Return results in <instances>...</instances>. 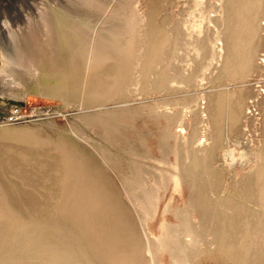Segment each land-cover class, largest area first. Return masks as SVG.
<instances>
[{
	"label": "rangeland",
	"instance_id": "374dc122",
	"mask_svg": "<svg viewBox=\"0 0 264 264\" xmlns=\"http://www.w3.org/2000/svg\"><path fill=\"white\" fill-rule=\"evenodd\" d=\"M217 210H264V0H0V264H196Z\"/></svg>",
	"mask_w": 264,
	"mask_h": 264
},
{
	"label": "crops",
	"instance_id": "0c3cea01",
	"mask_svg": "<svg viewBox=\"0 0 264 264\" xmlns=\"http://www.w3.org/2000/svg\"><path fill=\"white\" fill-rule=\"evenodd\" d=\"M211 232L196 264H264V210L213 211Z\"/></svg>",
	"mask_w": 264,
	"mask_h": 264
},
{
	"label": "bare ground",
	"instance_id": "6f19581e",
	"mask_svg": "<svg viewBox=\"0 0 264 264\" xmlns=\"http://www.w3.org/2000/svg\"><path fill=\"white\" fill-rule=\"evenodd\" d=\"M93 43V42H92ZM235 50V49H234ZM92 51V50H91ZM91 54V53H90ZM9 60H10V58H9ZM90 60V59H89ZM11 61V60H10ZM87 74V73H86ZM86 79V78H85ZM85 86V85H84ZM138 88V87H137ZM84 96V95H83ZM82 105V104H81ZM158 110V109H157ZM158 112V111H157ZM155 114V113H154ZM160 114V113H159ZM181 120V119H180ZM182 121V120H181ZM178 123V122H177ZM169 125V124H168ZM182 126V125H181ZM173 127V126H172ZM183 127V126H182ZM169 128V127H168ZM167 128V129H168ZM166 131V130H165ZM168 131V130H167ZM74 133V132H73ZM167 133V132H166ZM170 133V132H169ZM176 133V132H175ZM75 134V133H74ZM178 134H180V133H178ZM186 136V135H185ZM175 137H177V136H175L174 135V138ZM184 137V136H183ZM163 138V137H162ZM166 138V137H165ZM167 138H169V137H167ZM171 138V137H170ZM174 138H172V139H174ZM178 138V137H177ZM177 138L175 139L176 140V143H177V141L179 140H177ZM164 139V138H163ZM185 139V138H184ZM166 140V139H165ZM164 141V140H163ZM168 141V140H167ZM165 142V141H164ZM166 144H169V143H166ZM164 145V144H163ZM178 146V145H177ZM176 146V147H177ZM197 147V146H196ZM229 153V152H228ZM231 153H233V152H231ZM178 154V153H177ZM226 154H227V152H226ZM225 154V155H226ZM234 155V154H233ZM233 155H231V156H228V158H229V160H230V162L232 161V165H233V161H235V160H237V159H235L234 158V156ZM241 155V154H240ZM243 156V155H242ZM244 157V156H243ZM242 157V158H243ZM225 158H227V157H225ZM240 158V157H239ZM236 163V162H235ZM246 163V162H245ZM138 170V169H137ZM139 172H140V170H139ZM142 174V173H141ZM140 174V175H141ZM137 177V176H136ZM178 178V177H177ZM137 180V179H136ZM143 180V179H142ZM134 181V180H133ZM130 183V182H129ZM134 183H135V181H134ZM139 183H142V182H139ZM144 183V182H143ZM143 183L141 184V186L143 185ZM147 183V182H146ZM150 183V182H149ZM137 184V183H136ZM149 185H151V183L149 184ZM137 186V185H136ZM136 186H133V187H135V189L137 188ZM144 186V185H143ZM148 186V185H147ZM139 188V187H138ZM142 187H140V189H141ZM152 188H153V185H152ZM150 189V188H149ZM156 189V188H155ZM132 190V189H131ZM142 191L141 192H139L140 194L142 193V194H144V192L146 191L145 189L143 190V188L141 189ZM151 190V189H150ZM149 190V191H150ZM154 190V189H153ZM152 191V190H151ZM132 192V191H131ZM133 192H135L134 191V189H133ZM154 192V191H153ZM148 193V192H147ZM149 193H151V192H149ZM148 193V194H149ZM127 194V193H126ZM141 194V195H142ZM154 194V193H153ZM128 196V195H127ZM131 196H132V193H131ZM137 196V195H136ZM143 196V195H142ZM146 196V195H145ZM151 196H152V194H151ZM138 197V196H137ZM148 197V196H147ZM141 198V197H140ZM134 199V198H133ZM136 199V198H135ZM134 199V200H135ZM138 199H139V197H138ZM144 199V198H143ZM130 202H131V200H130ZM148 202V201H147ZM146 203V202H145ZM131 204H132V202H131ZM137 203H135V205H136ZM146 205V204H145ZM145 205H143V206H145ZM148 205V204H147ZM132 206H133V204H132ZM134 207V206H133ZM138 207V206H137ZM147 207V206H146ZM151 207V206H150ZM136 211V210H135ZM142 211V210H141ZM146 211V210H145ZM142 214V213H141ZM180 214H182V213H180ZM181 217V216H180ZM206 217V216H205ZM183 218V217H182ZM178 219V222H177V224H175L172 228H173V233H177L178 231V233L177 234H179L180 233V235L182 236V237H184L187 233H188V237L189 238H191V239H194V241H195V243H196V246L197 247H200L199 246V233L197 232V230L195 229V227L194 226H196L197 224H195V223H199V219H197L196 218V216L194 215L193 216V218H189L188 217V219L187 220H183V219ZM200 218V217H199ZM209 218H210V216H209ZM201 219V218H200ZM208 219V218H207ZM212 219V218H211ZM140 220V219H139ZM203 220V219H202ZM205 221H207V220H205ZM144 222H146L145 220H144ZM203 223H204V221H203ZM208 224H209V222H207ZM141 224V223H140ZM200 225V224H199ZM141 226V225H140ZM204 226H206L205 225V223L203 224V226H201V227H204ZM210 226V225H209ZM197 227H198V225H197ZM204 228H207V226L206 227H204ZM203 228V229H204ZM209 228V227H208ZM142 229H143V227H142ZM211 230V229H210ZM203 231V230H202ZM212 231V230H211ZM144 232V234H145V238H146V241H147V252H148V254H149V256H150V258L149 259H151V264H156V259H155V256H154V252H153V250H152V234H150V232H148L147 230H144L143 231ZM206 232H208L207 230L205 231V233ZM201 233V232H200ZM203 234H204V231L202 232ZM176 236V235H175ZM210 236H212V232H211V234H210ZM202 237V236H201ZM203 237H205L204 235H203ZM207 238V237H206ZM212 239H213V237H211ZM204 240H206V239H204ZM155 241V240H154ZM193 241V242H194ZM203 242V241H202ZM39 244V243H38ZM83 245V244H82ZM197 249V248H196ZM113 250V249H112ZM76 251V250H75ZM77 253V252H76ZM111 253V252H110ZM121 253V252H120ZM198 253V252H197ZM199 254V253H198ZM113 256V255H112ZM121 256V255H120ZM196 256H197V254H196ZM109 257V256H108ZM97 258V257H96ZM114 258V257H113ZM59 259H62L61 258V256L59 257ZM116 262V261H115ZM118 263V262H117ZM119 263H121V261H119Z\"/></svg>",
	"mask_w": 264,
	"mask_h": 264
},
{
	"label": "built area",
	"instance_id": "2783aa9c",
	"mask_svg": "<svg viewBox=\"0 0 264 264\" xmlns=\"http://www.w3.org/2000/svg\"><path fill=\"white\" fill-rule=\"evenodd\" d=\"M18 118V112H13L9 117H8V121L9 122H14L16 121Z\"/></svg>",
	"mask_w": 264,
	"mask_h": 264
}]
</instances>
